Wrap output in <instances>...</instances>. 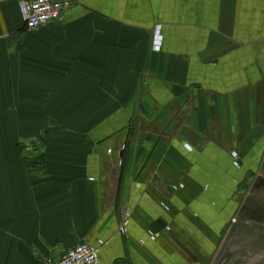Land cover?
<instances>
[{
    "label": "crops",
    "instance_id": "crops-1",
    "mask_svg": "<svg viewBox=\"0 0 264 264\" xmlns=\"http://www.w3.org/2000/svg\"><path fill=\"white\" fill-rule=\"evenodd\" d=\"M27 1L0 0V264H260L264 0H69L33 31Z\"/></svg>",
    "mask_w": 264,
    "mask_h": 264
},
{
    "label": "built area",
    "instance_id": "built-area-1",
    "mask_svg": "<svg viewBox=\"0 0 264 264\" xmlns=\"http://www.w3.org/2000/svg\"><path fill=\"white\" fill-rule=\"evenodd\" d=\"M69 0H30L20 4L19 11L23 18V24L27 31H33L50 24L53 21H59L64 12L70 8ZM153 48L159 51L161 47V37L158 28L154 31ZM125 221L120 227V233L125 232ZM98 248L88 244H78L68 250L61 259L57 261L47 260L44 264H99Z\"/></svg>",
    "mask_w": 264,
    "mask_h": 264
},
{
    "label": "flooded vegetation",
    "instance_id": "flooded-vegetation-1",
    "mask_svg": "<svg viewBox=\"0 0 264 264\" xmlns=\"http://www.w3.org/2000/svg\"><path fill=\"white\" fill-rule=\"evenodd\" d=\"M249 199H252V198H250V196H249ZM248 199V200H249ZM258 213H260V214H264V211H263V209L261 210V208H260V211L258 212ZM258 213L255 215L256 217H259V215H258ZM246 215L249 217V221H250V223H251V219H250V212H248V213H246ZM254 215H252L251 217H253ZM255 219H257V218H255ZM260 219V218H259ZM261 221H262V223H263V225H264V218L263 219H260ZM255 221V220H254ZM259 263L260 264H264V252H263V254L260 256V258H259ZM252 264H254V263H252Z\"/></svg>",
    "mask_w": 264,
    "mask_h": 264
},
{
    "label": "rangeland",
    "instance_id": "rangeland-1",
    "mask_svg": "<svg viewBox=\"0 0 264 264\" xmlns=\"http://www.w3.org/2000/svg\"><path fill=\"white\" fill-rule=\"evenodd\" d=\"M233 158V164H234V166H236V167H238L239 166V164H238V160L236 159V155H235V153H234V156H232ZM120 229V228H119ZM121 234H123V233H121Z\"/></svg>",
    "mask_w": 264,
    "mask_h": 264
}]
</instances>
